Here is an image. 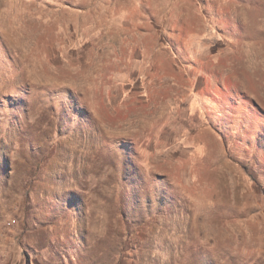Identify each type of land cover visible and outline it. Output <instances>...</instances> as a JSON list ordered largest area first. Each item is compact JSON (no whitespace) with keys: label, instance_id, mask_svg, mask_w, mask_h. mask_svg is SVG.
Instances as JSON below:
<instances>
[{"label":"rangeland","instance_id":"obj_1","mask_svg":"<svg viewBox=\"0 0 264 264\" xmlns=\"http://www.w3.org/2000/svg\"><path fill=\"white\" fill-rule=\"evenodd\" d=\"M0 264H264V0H0Z\"/></svg>","mask_w":264,"mask_h":264}]
</instances>
